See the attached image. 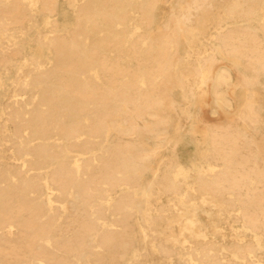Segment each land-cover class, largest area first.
<instances>
[{
    "label": "bare ground",
    "instance_id": "1",
    "mask_svg": "<svg viewBox=\"0 0 264 264\" xmlns=\"http://www.w3.org/2000/svg\"><path fill=\"white\" fill-rule=\"evenodd\" d=\"M64 1L0 0V264H264V0Z\"/></svg>",
    "mask_w": 264,
    "mask_h": 264
},
{
    "label": "rangeland",
    "instance_id": "2",
    "mask_svg": "<svg viewBox=\"0 0 264 264\" xmlns=\"http://www.w3.org/2000/svg\"><path fill=\"white\" fill-rule=\"evenodd\" d=\"M59 6H60L61 12L63 11L65 13V19L70 20L73 18V14L71 13L67 3L64 0H59ZM166 10H167V7L164 5L160 6V9H158L159 12H163ZM59 18H60V16H59ZM260 91L262 93H264L263 88L260 89ZM193 107L197 111L199 118H203L205 116L204 110L199 104H195ZM262 114H263V118H264V110H262ZM188 123H189V121L188 122L185 121L184 128L188 129ZM186 129L181 131V136L185 140V145L183 146V151L186 154V156H189V155H191L192 151L195 149L196 146L201 147V145H202V133H201V129H199V128L197 129V131L195 133H191V134H189ZM261 130L264 133V123H263ZM212 214H214V213L212 212ZM201 219L206 221V217L204 214H201ZM222 225L225 227V230L227 232V229H226V227L228 226L227 223H222ZM152 256H153V258H157V259L160 258L158 255H152Z\"/></svg>",
    "mask_w": 264,
    "mask_h": 264
}]
</instances>
